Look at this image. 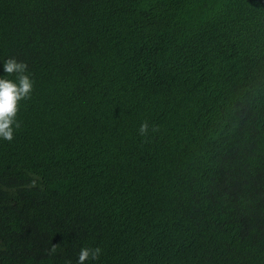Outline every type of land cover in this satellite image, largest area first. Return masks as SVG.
<instances>
[{"label":"trees","instance_id":"obj_1","mask_svg":"<svg viewBox=\"0 0 264 264\" xmlns=\"http://www.w3.org/2000/svg\"><path fill=\"white\" fill-rule=\"evenodd\" d=\"M8 58L0 264H264V0H0Z\"/></svg>","mask_w":264,"mask_h":264},{"label":"clouds","instance_id":"obj_2","mask_svg":"<svg viewBox=\"0 0 264 264\" xmlns=\"http://www.w3.org/2000/svg\"><path fill=\"white\" fill-rule=\"evenodd\" d=\"M3 70L9 76H15V82L10 79L0 78V138L11 142L14 138L15 129L20 128V122L16 116L19 110V104L22 100L31 98L33 91V81L27 73V64L18 62L15 58H8L3 63ZM159 131L158 125L149 124L147 120L143 121L138 128V135L146 141L150 138V133L155 134ZM58 245L53 244L48 250L52 255L57 251ZM101 249L81 248L77 264H85L91 259L95 261L99 258Z\"/></svg>","mask_w":264,"mask_h":264}]
</instances>
